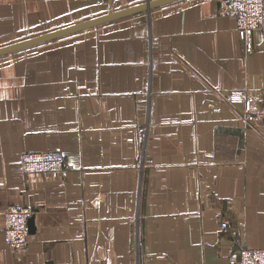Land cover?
<instances>
[{
  "label": "crops",
  "instance_id": "obj_1",
  "mask_svg": "<svg viewBox=\"0 0 264 264\" xmlns=\"http://www.w3.org/2000/svg\"><path fill=\"white\" fill-rule=\"evenodd\" d=\"M148 0H0V48ZM183 0L0 56V264H231L264 248V34ZM232 94V96H231ZM57 150L59 174L23 152ZM30 206L28 243L5 242ZM225 222L227 226L222 227Z\"/></svg>",
  "mask_w": 264,
  "mask_h": 264
},
{
  "label": "built area",
  "instance_id": "obj_2",
  "mask_svg": "<svg viewBox=\"0 0 264 264\" xmlns=\"http://www.w3.org/2000/svg\"><path fill=\"white\" fill-rule=\"evenodd\" d=\"M218 13L236 19L237 28L244 44L249 47L254 30L264 34V0H217ZM232 96V94H231ZM253 100H246L243 118L247 122L252 118L264 120V107L255 109ZM19 163L25 174H59L65 170L64 155L57 150L42 152H23ZM32 207L20 204L7 206L3 215L5 219V242L14 250L23 249L28 243L29 221L34 216ZM227 224L222 223L225 228ZM231 264H264V248L243 247Z\"/></svg>",
  "mask_w": 264,
  "mask_h": 264
},
{
  "label": "water",
  "instance_id": "obj_3",
  "mask_svg": "<svg viewBox=\"0 0 264 264\" xmlns=\"http://www.w3.org/2000/svg\"><path fill=\"white\" fill-rule=\"evenodd\" d=\"M179 1H183V0H148L144 4L136 6V7L125 9V10L118 11L115 13H109L102 17H99V18H96L90 21H86L83 23H79L73 26H69L67 28L54 31L52 33H49V34H46L40 37H36L33 39L25 40V41H22L16 44L2 47L0 48V56L13 53V52H17V51L29 48L31 46L39 45V44H42V43H45V42H48V41H51L57 38H61L67 35L86 31V30H89L95 27H99L103 24H106V23H109L115 20H119L122 18L130 17L132 15H136L139 13H145V12L149 13L151 12L152 9L166 6V5L176 3ZM30 228H33L32 218L29 221V230Z\"/></svg>",
  "mask_w": 264,
  "mask_h": 264
}]
</instances>
